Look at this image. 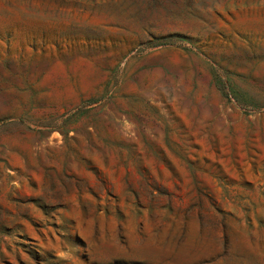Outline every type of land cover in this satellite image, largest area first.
I'll return each instance as SVG.
<instances>
[{"label":"rangeland","instance_id":"374dc122","mask_svg":"<svg viewBox=\"0 0 264 264\" xmlns=\"http://www.w3.org/2000/svg\"><path fill=\"white\" fill-rule=\"evenodd\" d=\"M0 264H264V0H0Z\"/></svg>","mask_w":264,"mask_h":264}]
</instances>
